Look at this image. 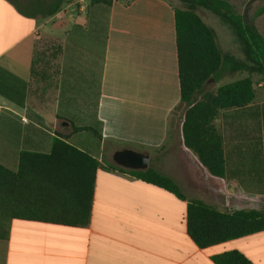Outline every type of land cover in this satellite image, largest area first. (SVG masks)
<instances>
[{"label":"crops","instance_id":"crops-1","mask_svg":"<svg viewBox=\"0 0 264 264\" xmlns=\"http://www.w3.org/2000/svg\"><path fill=\"white\" fill-rule=\"evenodd\" d=\"M14 1L32 15L20 13ZM88 1L80 19L74 2L44 18L39 0H0V165L17 172L21 153H50L57 138L99 161L89 224L14 219L0 239V264H216L215 256L231 251L264 264V231L199 248L187 231V201L112 168L117 151L132 149L149 154V167L173 178L189 199L220 211H264V138L244 124L254 127L253 119L244 117L242 137L231 119L215 120L226 139L225 179L211 175L184 146L182 121L180 131L172 129L181 102L176 3L113 0L100 55ZM42 39L64 49L48 91L31 78ZM252 79L255 103H264V80ZM260 80L261 90L255 87ZM260 120L257 130H264ZM178 134L179 155L161 156Z\"/></svg>","mask_w":264,"mask_h":264},{"label":"trees","instance_id":"trees-1","mask_svg":"<svg viewBox=\"0 0 264 264\" xmlns=\"http://www.w3.org/2000/svg\"><path fill=\"white\" fill-rule=\"evenodd\" d=\"M12 1V0H11ZM70 0H54L44 18L57 14ZM175 6L177 29V52L181 89L180 106L182 141L192 151L211 175L225 179L227 176L226 139L215 126L219 117L231 119L240 137L246 130L243 119L254 121L250 127L254 134L264 138V130H257V118L264 125V103H255L252 76L264 80V38L254 25L238 14L227 0H170ZM15 2V1H14ZM95 12L91 13L90 31L99 29L100 55L108 37V9L113 0H90ZM20 13L30 16L18 2ZM42 3L37 5L41 8ZM199 9L220 17L231 27L240 43L243 60L225 55L217 43V35L197 13ZM42 40L35 46L31 65V78L42 84L44 90L54 84L59 73L58 60L63 53V44ZM50 61L46 60V49ZM49 66V69H48ZM247 72L249 77L220 86L215 92L206 90L211 82H218L223 73ZM175 108V111L179 108ZM174 111V112H175ZM173 112V114H174ZM173 117V116H172ZM257 130V131H256ZM263 147L264 144H259ZM255 148H250L253 152ZM99 161L88 151L78 148L65 139L54 140L50 153L23 152L17 172L0 165V239H6L10 223L14 219L85 227L91 219L96 172ZM136 179L165 189L178 199L187 201V231L199 248L205 249L229 240H234L264 231V211L244 209L234 212L220 211L199 199L187 198L180 185L170 176L149 167L147 170H125ZM216 264H253L238 251H231L213 258Z\"/></svg>","mask_w":264,"mask_h":264},{"label":"rangeland","instance_id":"rangeland-1","mask_svg":"<svg viewBox=\"0 0 264 264\" xmlns=\"http://www.w3.org/2000/svg\"><path fill=\"white\" fill-rule=\"evenodd\" d=\"M42 3L41 8L38 9L39 13H43L46 10L49 9L50 4L54 2V0H39ZM234 10L242 15L250 24L254 25L255 28L258 30V32L262 35L264 38V0H227ZM74 2L73 7L78 13L76 15L81 19L80 16L84 15L86 12V7L89 4L88 0H70L69 1ZM177 6H180L178 2H175ZM197 13L200 15V17L204 20V22L213 28L216 32V39L219 47L221 48L222 52L227 55L231 56L233 58H236L238 60H243L244 55L241 51V46L239 41L237 40V37L235 36L233 30L229 25H227L220 17L216 16L215 14L199 9ZM45 42H55L59 43L56 40L51 39H42L41 43L42 45L39 46L38 50L42 51L46 46H43ZM46 54V60L47 62L50 61V52L47 48L45 51ZM57 65V61L53 62L51 64V68L54 70V68ZM49 69V66H48ZM249 77V74L247 72H236L232 73L228 70H226L221 79L216 83L214 81H211L207 87L206 90L209 91H216L220 86H223L225 84L232 83L234 81L243 79ZM56 78V76H55ZM55 80V79H54ZM262 81H255V87L256 89L261 88L258 86ZM43 86V85H42ZM44 87V86H43ZM262 92H264V85L262 86ZM49 90V89H48ZM47 90V91H48ZM259 90V91H260ZM184 112V107L180 106L173 114L171 126L172 129L180 131V124H181V117ZM182 146V141L180 138V135L178 134L177 139L171 137L170 141L165 144L163 148H161L158 153L161 154V156H164L167 158L168 156H173V153H176V156H178V150Z\"/></svg>","mask_w":264,"mask_h":264},{"label":"water","instance_id":"water-1","mask_svg":"<svg viewBox=\"0 0 264 264\" xmlns=\"http://www.w3.org/2000/svg\"><path fill=\"white\" fill-rule=\"evenodd\" d=\"M113 160L124 169L144 171L149 168L150 156L132 149H123L114 154Z\"/></svg>","mask_w":264,"mask_h":264},{"label":"built area","instance_id":"built-area-1","mask_svg":"<svg viewBox=\"0 0 264 264\" xmlns=\"http://www.w3.org/2000/svg\"><path fill=\"white\" fill-rule=\"evenodd\" d=\"M125 1H131V0H125ZM262 85H264V81L262 82ZM23 120H25V118Z\"/></svg>","mask_w":264,"mask_h":264}]
</instances>
